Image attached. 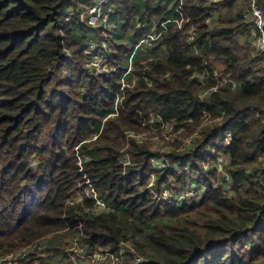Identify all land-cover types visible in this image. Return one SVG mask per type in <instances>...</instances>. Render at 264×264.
Returning a JSON list of instances; mask_svg holds the SVG:
<instances>
[{
  "label": "trees",
  "instance_id": "16d2710c",
  "mask_svg": "<svg viewBox=\"0 0 264 264\" xmlns=\"http://www.w3.org/2000/svg\"><path fill=\"white\" fill-rule=\"evenodd\" d=\"M152 1L109 0L114 26L105 29L80 21L78 5L92 0H0V264L67 256L74 239L88 253H117L120 241H129L145 264H264V122L254 114L264 109V67L238 40L249 0H170L173 14ZM162 23L159 40L144 55L154 59L125 62L138 39L126 40L127 31ZM191 28L196 36L190 42ZM104 34L110 63L117 65L108 76L92 72L84 53L89 41L103 43ZM130 63L136 65L134 85L127 84ZM209 63L239 88L201 99L206 87L193 76ZM151 114L160 121L147 122ZM172 121L175 131L184 130L178 136L197 131V137L186 151L177 150L178 139L171 143L169 167L153 169L150 158L160 153L147 135ZM226 131L230 143L218 145ZM129 132L145 134L144 140L127 141ZM123 150L128 165L121 162ZM218 153L227 157L230 197L211 184L225 182L209 165ZM149 173L159 193L163 187L185 191L202 180L206 190L181 204L158 200L147 189ZM79 183L92 185L115 210L90 214L89 199L69 204ZM44 242L43 255L33 251L6 261ZM120 264H135L133 254Z\"/></svg>",
  "mask_w": 264,
  "mask_h": 264
},
{
  "label": "built area",
  "instance_id": "2783aa9c",
  "mask_svg": "<svg viewBox=\"0 0 264 264\" xmlns=\"http://www.w3.org/2000/svg\"><path fill=\"white\" fill-rule=\"evenodd\" d=\"M221 0H208V4H217ZM80 8L79 18L80 21L85 24L94 27V28H105L108 29L114 26V23L110 21V15L112 12V8L109 4V0H92L91 4L78 5ZM68 15L73 16L74 12L72 9L68 10ZM66 17L65 19L69 18ZM216 14L208 17L206 19V23L211 27L215 24ZM243 18L245 20L246 26L244 31L238 36V40L241 44L246 43L253 50L258 53V66L264 67V0H249L248 5L244 11ZM137 26L141 29L145 25L138 22ZM165 23L160 24L159 27H151L148 31H144L137 39L134 44V49L132 51V55L136 52H142L147 54L149 50H151L154 44L159 40L160 33L164 28ZM108 27V28H107ZM196 36V32L193 28L188 30L187 39L188 41H193ZM105 40L103 43L98 44L96 41H89L84 47V53L86 56V66L94 73L100 74L103 76H108L109 73L115 69L117 65H113L110 63L112 52L106 51V47L104 46ZM127 55V54H126ZM154 55H147V58L140 61V63H145L148 60L154 59ZM90 59V60H88ZM131 62V60H130ZM209 68L205 67L202 73L195 74L193 77L196 78L197 83L201 86L206 87L200 94L199 97L206 98L213 92H217L220 89H229L232 92H235L240 83L229 78V77H219V72L216 69L213 63L207 64ZM136 65L130 63L127 68V74L130 81L127 84H136L138 81L137 76L133 74L135 71ZM168 75V73L166 74ZM209 77L215 79L213 84H209ZM149 85H152V81H147ZM123 83L124 80H123ZM254 114L264 122V109L257 110ZM160 118L157 115L151 114L148 121L149 123L159 122ZM174 122H168L161 125L159 128L154 129L153 132L163 131V133H167L166 139L170 142H174L175 140H180L181 144L177 150L186 151L192 148L194 144V140L197 137V131L186 138H181L180 135L182 133V129L177 131L174 130ZM169 133V134H168ZM144 135L141 133H127L126 139L127 141L131 138H134L137 142H142L144 140ZM97 133H93L91 135L92 140L97 138ZM232 139V134L229 131L221 132L218 135L216 143L218 145L226 146L230 143ZM78 148V147H75ZM83 158H87L84 156ZM121 162L123 165L130 164V156L129 154L123 150L121 153ZM227 157L223 154H216L215 158L209 163L211 168H215L219 173L225 177V182L218 179L212 180L211 184L213 187L221 186L225 191L227 197H230V191L227 185L230 183V176L226 174L224 168L227 164ZM82 163V157L78 158L77 164L79 167ZM150 163L153 169L163 170L169 167V160L164 155H155L150 158ZM185 171H189V164H185ZM134 175V174H133ZM140 177L139 175L135 174ZM196 176V174H193ZM156 177L154 173L148 174V184L147 189L153 198L158 200H163L167 202H173L176 204H181L185 200H189L194 198L195 196L201 195L203 191L206 190V185L203 184V180L201 183L194 185L190 188L191 191H176L167 187H163L162 191L159 193L157 191L156 186ZM81 184L79 183V186ZM82 186V185H81ZM85 199H89L93 201L92 206L87 209L90 214H100L104 212H112L115 210L113 206L108 204L104 197L99 196L98 192L93 188L92 185H83L80 189H77L75 193L68 199L69 204H83ZM71 246L67 251V257L69 259L70 264H120L124 261L125 254H133L135 264H145L147 261L143 259L141 256L135 254L134 249L129 241H120L118 245V252L114 253L109 250H104L101 252H93L88 253L85 251L83 247L79 245L76 239L71 242ZM46 243H33L18 250L15 253H11L7 256L6 261H15L17 258H23L29 253L35 251V253L43 255L41 250L45 247ZM2 261V259L0 260ZM32 264H48L44 259L36 258L34 259ZM54 264H62V263H54Z\"/></svg>",
  "mask_w": 264,
  "mask_h": 264
},
{
  "label": "rangeland",
  "instance_id": "374dc122",
  "mask_svg": "<svg viewBox=\"0 0 264 264\" xmlns=\"http://www.w3.org/2000/svg\"><path fill=\"white\" fill-rule=\"evenodd\" d=\"M77 1H79V0H77ZM84 1V0H83ZM87 2V1H86ZM82 4V7L84 6V5H86V3H81ZM151 5L152 6H156V5H164V6H166L167 8H168V10H169V12L171 13V14H173L174 13V11H175V7H174V5H173V1H170V0H153L152 2H151ZM138 7H140V8H142V4H138L137 5ZM111 31H113L112 29H111ZM142 32H144V31H142V30H136V28H134V29H129L128 31H127V36H126V40H128L129 42H132V41H134V39H136V38H138L139 36H140V34L142 33ZM115 34H117L116 33V31H114V32H112L111 33V37H116L115 36ZM106 35L107 34H104V36H105V38H104V40H105V42H108L107 40L109 39L108 37H106ZM120 41H122V39L120 40ZM127 41V42H128ZM104 46L106 47V49H108V47H109V43H105L104 44ZM252 48V47H251ZM158 50H159V52H160V54L161 55H163L164 56V53H165V50L159 45L158 46V48H157ZM253 49V48H252ZM109 52V51H108ZM144 53H142V52H136L135 54H131V53H128L127 55H125L124 57H123V59H124V61L126 62L127 60H128V58H129V60H131L133 63L137 60V59H139V62L140 61H142L143 59H144ZM85 59H86V56H85ZM88 60H90V59H88ZM124 62V63H125ZM184 132V130L182 131V133ZM155 133V135H153ZM154 133H152V134H149V135H147V142L149 143V145H150V147H151V149L154 151V152H157L158 154L160 153L161 155H164L165 156V154H167L168 152H170L171 150H172V145H171V143H173V142H170V143H168L167 142V140H166V138H165V135L163 134L162 135V133H161V131H156V132H154ZM182 133H181V135H182ZM153 135V136H152ZM182 138H184V136H181ZM181 140V139H180ZM180 140H178L179 142H180ZM176 141V140H175ZM174 141V142H175ZM179 146H180V144H179ZM208 169V168H207ZM197 178V176H194V178L193 179H196ZM186 191H191L188 187L186 188ZM52 244V243H51ZM18 250H16L15 252H17ZM15 252H13V253H15ZM49 260L51 261V262H49ZM49 260H48V262L49 263H51V264H54V263H62V264H70V262H69V259H68V257L66 256V255H63V254H61V255H55V256H53V258L52 257H50L49 258ZM85 264H90V263H85Z\"/></svg>",
  "mask_w": 264,
  "mask_h": 264
},
{
  "label": "crops",
  "instance_id": "0c3cea01",
  "mask_svg": "<svg viewBox=\"0 0 264 264\" xmlns=\"http://www.w3.org/2000/svg\"><path fill=\"white\" fill-rule=\"evenodd\" d=\"M164 49V48H163ZM158 55H160V54H158ZM166 56V53H164V56L163 57H165Z\"/></svg>",
  "mask_w": 264,
  "mask_h": 264
}]
</instances>
